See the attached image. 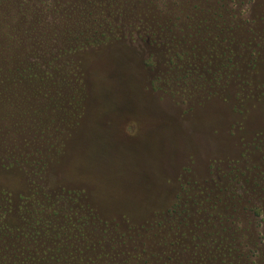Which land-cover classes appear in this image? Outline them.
I'll use <instances>...</instances> for the list:
<instances>
[{"label": "rangeland", "instance_id": "obj_1", "mask_svg": "<svg viewBox=\"0 0 264 264\" xmlns=\"http://www.w3.org/2000/svg\"><path fill=\"white\" fill-rule=\"evenodd\" d=\"M264 264V0H0V264Z\"/></svg>", "mask_w": 264, "mask_h": 264}, {"label": "flooded vegetation", "instance_id": "obj_2", "mask_svg": "<svg viewBox=\"0 0 264 264\" xmlns=\"http://www.w3.org/2000/svg\"><path fill=\"white\" fill-rule=\"evenodd\" d=\"M18 264H21L20 262H18Z\"/></svg>", "mask_w": 264, "mask_h": 264}]
</instances>
